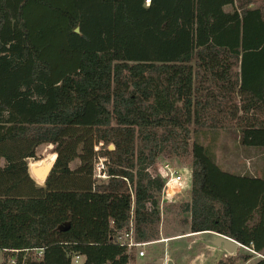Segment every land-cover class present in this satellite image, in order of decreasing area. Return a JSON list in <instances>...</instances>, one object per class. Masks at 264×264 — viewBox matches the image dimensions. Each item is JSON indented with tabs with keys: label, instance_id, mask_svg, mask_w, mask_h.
<instances>
[{
	"label": "trees",
	"instance_id": "trees-1",
	"mask_svg": "<svg viewBox=\"0 0 264 264\" xmlns=\"http://www.w3.org/2000/svg\"><path fill=\"white\" fill-rule=\"evenodd\" d=\"M225 122L264 148V0H0V264H132L115 242L129 222L162 237L163 182L144 170L161 144L190 157L189 232L261 253L264 174L222 169L197 135ZM42 144L56 159L39 184Z\"/></svg>",
	"mask_w": 264,
	"mask_h": 264
},
{
	"label": "rangeland",
	"instance_id": "rangeland-1",
	"mask_svg": "<svg viewBox=\"0 0 264 264\" xmlns=\"http://www.w3.org/2000/svg\"><path fill=\"white\" fill-rule=\"evenodd\" d=\"M226 9H229V7L227 6ZM201 131H197L199 140L208 147L214 161L222 169L239 174H264V148L244 146L241 144L239 138L240 131L235 124L225 122L223 123L222 127L208 128L205 130L201 129ZM52 148L53 147L50 144H42L38 146L36 149L37 160L34 162H39L49 155H52ZM160 148V154L154 159V161L148 163L144 169L146 170L145 172H148L150 178H156L155 176L152 177V170H154L156 166L163 161H167L175 167L178 166L190 168L189 154L185 153L180 155L177 151L167 145L161 144ZM28 161L29 164L33 162V160ZM76 163L77 160H74L71 166H75ZM34 180L41 184V182L37 181L36 179ZM155 184H152V189L154 191L153 194H156L159 191L157 187H154ZM156 196L158 197L159 202L160 220L158 223V228L160 230V236L164 237L167 235H176L177 233H181L183 231V225L187 215L186 212L182 211L180 204L189 200V190L185 191L181 196L176 198L174 200L175 202L161 198L160 192ZM214 236L215 235L213 233H208L180 238L182 241H184V243H186V245L183 247L180 246L179 248L176 247L172 251L166 249L167 247H163L165 242L158 243V240H155L153 243L142 246V248L138 247L134 249V252H132V264H167L166 260H164L163 263L154 262L156 257L161 256L165 258H168V256L172 257L175 261L174 264H215V262L220 258H224L229 255H236L239 252H251L250 249L240 246L237 247L233 253H228L221 248L219 249V252H216V250H218L216 246H213L208 241V239H211ZM167 242H169V240ZM140 249H143L144 257L142 259L135 260V257L138 255L137 252ZM250 254L252 255H249L247 261L240 262L239 264H251L257 258L264 256V250L261 253ZM1 260L2 253L0 250V263ZM79 260L81 261V259Z\"/></svg>",
	"mask_w": 264,
	"mask_h": 264
},
{
	"label": "built area",
	"instance_id": "built-area-1",
	"mask_svg": "<svg viewBox=\"0 0 264 264\" xmlns=\"http://www.w3.org/2000/svg\"><path fill=\"white\" fill-rule=\"evenodd\" d=\"M149 0H145L147 3ZM102 147V142H98L94 146V150L98 151ZM152 177H158L162 180L163 185L160 189L161 198H165L175 202L174 200L182 195L185 191L190 189L191 186V168L173 166L167 161H163L152 170ZM94 175L97 179H106L108 174L106 172V158L103 156H97L94 163ZM166 187H169L171 193H166ZM132 222H129V229L124 231L115 240L116 243L126 246L128 249L142 248V246L148 245L154 241L137 242L133 238ZM162 240V239H161ZM41 250H38V254ZM138 256H144L143 249L138 250ZM79 259H82L79 255H75L72 259V264H78ZM7 264H14V259H9Z\"/></svg>",
	"mask_w": 264,
	"mask_h": 264
},
{
	"label": "water",
	"instance_id": "water-1",
	"mask_svg": "<svg viewBox=\"0 0 264 264\" xmlns=\"http://www.w3.org/2000/svg\"><path fill=\"white\" fill-rule=\"evenodd\" d=\"M74 31L79 32L78 27H75ZM111 147L112 145H109V148ZM55 159H56V154L55 156L49 155L48 157L40 160L39 162L30 163L28 166L30 175L37 181L41 182V184H43V182L45 181V179L47 178L48 174L50 173L53 167ZM166 193L167 194L171 193L169 187H166ZM213 233L215 236L211 239H208L209 243H211L213 246H216L218 248L225 250L228 253H233V251L237 247L242 246L240 243H238L237 241H235L234 239L228 236H225L220 233H215V232ZM155 261L158 263L159 262L162 263L163 259L159 258V259H156ZM167 264H171V261L168 260Z\"/></svg>",
	"mask_w": 264,
	"mask_h": 264
},
{
	"label": "crops",
	"instance_id": "crops-1",
	"mask_svg": "<svg viewBox=\"0 0 264 264\" xmlns=\"http://www.w3.org/2000/svg\"><path fill=\"white\" fill-rule=\"evenodd\" d=\"M208 233H213V232H211V231H204V232H197V233H192V232H189V229H188V227H187V225H183V231L181 232V233H177L176 235L175 234H173V235H168V236H162L161 237V239H159L157 242L159 243V242H165L164 243V245H163V247H167L166 249H168L169 251H172L174 248H176V247H180V246H185L186 245V243H184V241H182V239H180V238H185V237H189V236H193V235H198V234H208ZM214 234V233H213ZM179 239V240H178ZM169 240V242H167ZM206 241H207V239H206ZM188 242V241H187ZM153 243V242H152ZM178 244V245H177ZM218 250H216V252L218 251H220L219 249L220 248H218V247H216ZM137 255V254H136ZM144 256H136L135 257V260H137V259H142ZM159 258H161V259H163V262H164V260H166V262L168 261V260H170L171 261V263L172 264H174V259L172 258V257H169L168 256V258H165V257H163V256H161V257H156L155 259H154V262H156L155 260L156 259H159ZM82 260V259H81ZM162 262V263H163ZM156 263H158V262H156ZM160 263V262H159Z\"/></svg>",
	"mask_w": 264,
	"mask_h": 264
}]
</instances>
